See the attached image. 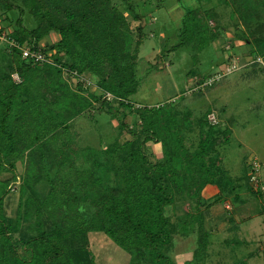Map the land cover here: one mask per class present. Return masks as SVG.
Instances as JSON below:
<instances>
[{
	"label": "trees",
	"instance_id": "1",
	"mask_svg": "<svg viewBox=\"0 0 264 264\" xmlns=\"http://www.w3.org/2000/svg\"><path fill=\"white\" fill-rule=\"evenodd\" d=\"M21 1L30 9L37 26L28 30L23 21L24 8L0 0L6 9L20 11L13 37L34 51L44 54L55 51L51 57L55 64L28 62L20 52L10 51L12 59L7 72L0 75V173L15 172V161L28 151L50 146L59 170L50 181L49 193L40 201L33 192L26 195L32 182H40L43 176L40 168L31 166L35 176L18 187L21 190L23 186L14 220L5 213L9 192L0 193V264H98L90 241V234L95 232L104 233L125 250L131 256L130 264H177L169 252L173 249L176 228L167 209L173 207L176 193L196 198L197 206L206 203L202 199L207 198L203 191L208 186L219 188L216 200H222L223 191L231 194L229 178L224 184L226 175L218 150L229 142L231 131L224 129L221 121L212 124L209 116L215 113L209 111L196 119L197 124L189 122L187 126L190 131L195 124L199 127L195 150L187 144L192 140L191 135L168 137L176 141L171 145L161 140L152 124H147L136 136L125 121L120 125L135 136L132 140L100 150L74 146V136L66 134L70 133L72 122L93 107V102L111 104L114 101L104 98L106 93H111L120 98V106L129 105V98L138 92L137 63L144 27H138V39L134 40L125 12L112 0ZM222 1L233 9L235 30L241 32L240 38L253 54L248 66L261 64L264 0ZM123 4L125 11L135 13L133 4ZM216 9H187L182 18L185 34L196 29L199 50L223 36L216 25L213 29L204 25H209L204 17L216 19ZM250 10H255L254 14ZM135 19L141 21L142 17L136 13ZM52 32L60 34V41L50 49L41 46L42 40ZM185 42L184 39L178 46H184ZM257 66L264 71V66ZM13 71L20 75L21 83L12 81ZM64 71L78 73L77 78L72 75L78 81L76 89L65 83ZM86 73L92 76L101 93L90 92ZM27 114L34 122L31 127L35 131L29 136L24 132ZM147 117L146 113L142 114V118ZM182 120L187 121L184 116ZM61 140L65 142L59 145ZM150 143L161 144V159ZM99 173H109L115 185L109 184L111 179L99 177ZM197 222H202V215H195L190 223L184 222L183 232L188 233L187 224ZM23 224L33 227L34 232H21ZM199 230L201 243L195 258L205 256L206 240L211 235L202 225ZM19 232L20 240L15 237Z\"/></svg>",
	"mask_w": 264,
	"mask_h": 264
},
{
	"label": "rangeland",
	"instance_id": "2",
	"mask_svg": "<svg viewBox=\"0 0 264 264\" xmlns=\"http://www.w3.org/2000/svg\"><path fill=\"white\" fill-rule=\"evenodd\" d=\"M8 1L24 8L23 21L28 30L36 28V20L23 1ZM112 1L125 12L134 40L138 39V27H144L145 37L137 63L138 92L129 98V105L120 106L118 97L105 106L102 101L93 102L91 109L72 122L71 131L66 135L72 134L73 145L80 149L100 150L116 142L124 143L135 138L132 133L121 127L120 122L125 121L129 129L137 133L136 136H139V132L147 124H152L161 140L171 145L172 142L175 145L176 141L168 137L181 138L191 135L192 140L187 141V144L191 150H195L200 137L196 119L209 111L214 112L223 128L231 131L229 142L220 145L218 150L222 155V169L226 175L224 184L229 178L232 192L228 194L223 191L222 200H216L220 193L219 188L208 186L203 191L207 198L202 199V202L206 203L199 206L196 198L185 193H176L173 207L167 209V214L176 228L173 249L169 252L177 264L185 259V263L189 264H264V191H256L255 184L251 181V164L257 162L260 166L257 175L262 182V163L253 153L252 142L257 138L264 143V71L257 66H264V58L259 57L261 64L248 66L249 61L253 60V54L247 43L240 38L241 32L235 30L232 21L233 9L222 0ZM128 2L133 4L134 14L125 11L123 3ZM211 7H217V17L208 20L204 17L206 23H209L204 25L211 29L216 25L223 36L206 49L199 50L196 29L193 28L194 31L191 29L185 34L186 28L182 18L187 9L205 10ZM251 11V14H254L255 10ZM136 13L141 15V21L135 19ZM19 17V10H8L0 5V24L12 35ZM242 29L244 26L241 23L240 31ZM206 31L209 32L207 29ZM60 39L59 33L52 32L42 40L41 46L50 49ZM184 39L187 44L178 46ZM54 53L55 51L50 50L47 52L48 55ZM9 54L11 52L0 43L1 76L7 72V64L12 59ZM234 65L239 69L233 71ZM17 74L15 71L11 72L12 81L21 83L22 78L19 75L18 79ZM84 77L91 82L90 92L101 93L89 73L84 74ZM63 78L67 85L76 89L78 81L71 73L64 71ZM203 82H207L208 87H203ZM143 113L148 117L142 118ZM27 115L24 120V132L29 136L35 131L31 127L34 122H31L29 114ZM183 116L184 120L187 119L186 122L182 120ZM189 122L196 123L192 131L187 128ZM164 133L167 138L163 137ZM243 140L244 144L241 143ZM47 141L48 139L45 143ZM63 142L65 141L61 140L59 145ZM23 144L26 145L25 142ZM149 145L161 159V144ZM50 148L28 151L24 157L15 161V172L0 173V193H3V190L9 192L5 199V213L10 220L16 218L20 205L19 198L23 186L21 190L18 187L35 176L32 165L40 168L43 176L40 182H32L26 195L33 192L42 201L49 193L50 181L59 170L52 147ZM98 176L111 179L109 184L115 185L109 173H99ZM212 202L214 205L209 208L208 205ZM195 215H202V222L187 224L188 233H184L183 223L192 222ZM201 225L204 231L211 232V235L206 240L205 256L200 253L201 255L195 258L194 254L199 251L201 243ZM21 232L33 233L34 228L23 224ZM21 232L15 234L18 240L22 238ZM90 241L98 264H123L126 260L130 264L131 256L104 233H91Z\"/></svg>",
	"mask_w": 264,
	"mask_h": 264
},
{
	"label": "built area",
	"instance_id": "3",
	"mask_svg": "<svg viewBox=\"0 0 264 264\" xmlns=\"http://www.w3.org/2000/svg\"><path fill=\"white\" fill-rule=\"evenodd\" d=\"M0 43L4 44L6 46L7 51H9V52L10 51L15 52L14 50H18L21 53L22 58L28 62L55 64V62L51 58L52 54L48 55V54H44V53L39 52V51H34L28 45L20 44L7 29L2 27L1 24H0ZM228 69L231 70L230 68H228ZM238 69L239 68L236 67V65H234L233 71L234 70L236 71ZM72 75H75L76 78L79 77L77 72H73ZM17 76L19 79V74H17ZM219 77H217V79ZM86 80H88V79H86ZM90 84H91V82H89V85ZM104 98L110 102L116 100V97H114V95H112L111 93H106ZM209 119L212 122V124H218V122H219V120L216 119L215 114H210ZM251 170H252L251 171L252 172L251 173V181L255 184V186L253 185L255 190L256 191H264V184L261 182V180L259 179V176L257 175V173L260 172V166L257 164V162H252Z\"/></svg>",
	"mask_w": 264,
	"mask_h": 264
},
{
	"label": "crops",
	"instance_id": "4",
	"mask_svg": "<svg viewBox=\"0 0 264 264\" xmlns=\"http://www.w3.org/2000/svg\"><path fill=\"white\" fill-rule=\"evenodd\" d=\"M244 137V136H243ZM245 140L241 141V143H245ZM250 144V143H249ZM252 150L254 151L253 153H255L257 155V157L260 159L261 163H262V182L264 183V143L262 141H260L259 139H255L252 142ZM238 177V176H237ZM238 179V178H237ZM247 243V242H246ZM263 249V248H262ZM112 259V258H111ZM110 259V260H111ZM185 261H187L186 259L183 262L178 261V264H186ZM113 262V259H112ZM123 263V262H122ZM114 264H120V262H115ZM123 264H128L127 260L125 263Z\"/></svg>",
	"mask_w": 264,
	"mask_h": 264
}]
</instances>
